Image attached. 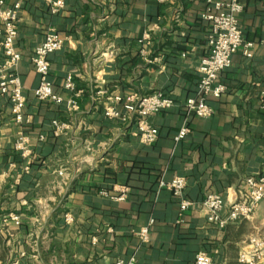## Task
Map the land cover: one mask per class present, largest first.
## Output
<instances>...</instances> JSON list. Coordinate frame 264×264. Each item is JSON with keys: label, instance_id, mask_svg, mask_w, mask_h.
Here are the masks:
<instances>
[{"label": "crops", "instance_id": "crops-1", "mask_svg": "<svg viewBox=\"0 0 264 264\" xmlns=\"http://www.w3.org/2000/svg\"><path fill=\"white\" fill-rule=\"evenodd\" d=\"M2 1L21 7L15 45L27 106L17 126L13 106L0 97V264H115L134 253L137 264H195L200 252L214 264H239L249 238L264 228V203L221 228L209 223L203 201L211 194L237 201L247 178L264 175V0L243 1L239 24L253 54L240 50L220 74L227 91L208 101L215 112L208 119L188 116L184 107L208 52L209 24L201 18L207 0H62L58 14L45 0ZM51 29L66 41L49 57V80L69 99L72 79L81 93L74 114L34 97L40 77L33 53ZM145 34L148 47L140 44ZM154 93L176 105L147 118L158 130L150 146L134 135L136 116L127 125L105 116L107 105L126 113ZM115 96L122 102L110 101ZM54 121L67 127L58 136ZM184 127L190 133L176 142ZM20 132L29 140L28 159L15 149ZM176 177L186 179L185 198L193 203L185 212L160 186ZM101 191L126 192L127 199ZM146 227L144 246L137 234Z\"/></svg>", "mask_w": 264, "mask_h": 264}, {"label": "built area", "instance_id": "built-area-1", "mask_svg": "<svg viewBox=\"0 0 264 264\" xmlns=\"http://www.w3.org/2000/svg\"><path fill=\"white\" fill-rule=\"evenodd\" d=\"M50 5L52 14H58L66 6L62 0L52 1L45 0ZM244 0H207V10L202 14L201 18L209 24V33L207 38L208 52L203 57L199 74L200 80L194 97L185 102V111L188 116H195L200 119H208L214 115L213 108L209 105L210 99H220L227 91L225 85L219 82V76L232 66V59L240 50L247 58L252 57L253 44L248 43L244 39V33L240 28L239 17L244 10ZM4 1L0 0V22L2 30H0V97L7 98L11 103L12 116L15 124L21 126L25 123V110L27 106V98L24 93L22 81L17 72L22 56L16 48V39L18 37V13L20 11L19 4L12 8H4ZM65 39L54 30H49L44 41L39 44L33 53L32 63L35 72L39 75L40 81L38 87L33 90L34 97L40 102H50L58 106H63L67 113L74 114L79 111L78 99L80 92L76 90V86L72 79H68L65 89L73 93V97L65 99L61 95L54 92L53 85L49 80L50 62L49 57L64 48ZM148 34H145L140 40L143 47L151 44ZM144 54L145 51H142ZM113 103L122 102L121 97L110 98ZM175 101L162 93H154L138 99L134 108H128V112L123 113L117 107L107 105L105 107V116L108 119L116 120L124 125L132 122L134 116L138 118L135 122L134 135L140 139L144 145L150 146L155 143L158 138V130L152 127L147 118L163 111L170 110L175 107ZM260 106L264 110V92L260 95ZM55 134H62L67 128L66 125L60 124L58 121L53 122ZM190 133L189 128H181L175 141L183 140ZM15 149L21 153L25 159L30 158L31 150L29 148V140L21 132L15 143ZM30 163L25 168V172L29 173ZM59 175H64V170L59 171ZM161 187H166L172 192L173 197L179 200L181 212H185L193 206L189 200L185 198L187 181L185 178L176 177L168 184L160 183ZM245 192L241 199L226 203L222 196L211 194L203 201V209L207 213V219L212 225L225 227L228 221H237L246 219L253 215L257 207L264 203V175L257 177H249L245 180ZM100 195L111 197L117 201H125L127 193L124 192L120 196H110L107 192L101 191ZM227 211L226 218L223 213ZM10 220L16 225L20 224V218L11 215ZM71 221V218H67ZM153 222H151L152 224ZM137 237L140 244L144 245L150 242V229L146 227L142 229ZM239 264H264V233L256 234L249 238L245 247L239 254ZM115 264H137V255L134 253L127 260L119 259ZM195 264H214L211 257L204 252H200L195 257Z\"/></svg>", "mask_w": 264, "mask_h": 264}, {"label": "rangeland", "instance_id": "rangeland-1", "mask_svg": "<svg viewBox=\"0 0 264 264\" xmlns=\"http://www.w3.org/2000/svg\"><path fill=\"white\" fill-rule=\"evenodd\" d=\"M260 233H264V228H263V230Z\"/></svg>", "mask_w": 264, "mask_h": 264}, {"label": "trees", "instance_id": "trees-1", "mask_svg": "<svg viewBox=\"0 0 264 264\" xmlns=\"http://www.w3.org/2000/svg\"><path fill=\"white\" fill-rule=\"evenodd\" d=\"M173 195V194H172Z\"/></svg>", "mask_w": 264, "mask_h": 264}]
</instances>
